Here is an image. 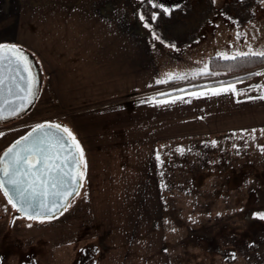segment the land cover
<instances>
[{
    "label": "crops",
    "instance_id": "0c3cea01",
    "mask_svg": "<svg viewBox=\"0 0 264 264\" xmlns=\"http://www.w3.org/2000/svg\"><path fill=\"white\" fill-rule=\"evenodd\" d=\"M183 1L157 0L169 9ZM140 2L0 0V44L17 45L30 59L41 86L36 102L48 98L70 110L66 125L87 163L83 186L72 204L40 228H51L57 244L53 223L67 213L68 245L82 242L77 233L91 232L100 245L93 258L97 264H153L154 229L163 226L155 156L166 143L200 142L238 154L250 147L251 134L264 132V78L258 76L264 68L248 79L215 78L167 95L148 91L175 77L170 69L182 64V56L170 62L163 52L182 53L200 40L162 43L141 21ZM180 74L176 78L188 76ZM229 85L234 92L211 94L210 89ZM173 97L183 99L160 103ZM10 143L2 142L0 153ZM10 207L7 202L6 214L0 217V264H26L27 256L17 254L19 247L9 250L15 245L8 236L10 223L4 220L13 211ZM17 225V231L26 234L25 223ZM29 234L25 239L36 238ZM66 254V264H76L71 263L75 256ZM85 260L75 258L81 264Z\"/></svg>",
    "mask_w": 264,
    "mask_h": 264
},
{
    "label": "rangeland",
    "instance_id": "374dc122",
    "mask_svg": "<svg viewBox=\"0 0 264 264\" xmlns=\"http://www.w3.org/2000/svg\"><path fill=\"white\" fill-rule=\"evenodd\" d=\"M212 1L214 7L211 13L204 20H201V15L199 21L195 20L199 12H209L208 0L191 1L193 14L188 23L200 26L193 33L196 41L199 39L200 42L182 53L171 49L168 53L163 52L170 62H177L182 56V64L175 63L170 75L177 73L176 76L160 88L156 85L148 88L154 95L201 86L199 83L210 79L233 76L211 70L209 62L212 57L232 58L237 53L264 52V2L253 7L252 21L237 26L221 12L224 5L233 0ZM149 2L158 4L157 0ZM165 36L176 43L185 39L183 35L177 38L169 32ZM166 56H163L164 59ZM180 73H187L188 76L176 78ZM207 75L213 77L204 79ZM258 76L263 79L264 70ZM263 83L261 92L264 93ZM40 87L38 85V91ZM68 111L49 102L48 98L35 101L20 117L0 121V144L12 142L37 124L60 123L67 127ZM251 135L254 140H251L250 147L238 154L237 151L210 149L208 144L187 141H171L157 151L159 159L157 155L155 158L163 201V226L154 229L153 264H264V220L259 218V214L264 213V132ZM76 196L69 199L70 204ZM7 202L0 189V217L6 214L3 210ZM10 209L13 210L12 207ZM63 212L65 209L61 214ZM67 215L65 213V217L63 215L62 219L53 223L58 228L52 234L58 237L57 244H54L52 229L40 228V225L58 216L31 220L19 218L14 211H9L4 220L10 223L8 236L15 244L10 245L9 250L19 247L22 251L17 254L27 256L26 264H39L40 260V264H59L58 259L66 264V252L79 259L86 256L84 264H97L93 258L100 245L92 238L91 232L83 236L77 233L82 242L78 239V242L68 245ZM18 222L25 223L26 234L21 235V230L17 231ZM29 233L36 238L32 241L25 239V236L30 237ZM138 249L145 250L144 246H138ZM32 255L39 258L38 261H29L28 256ZM75 258L71 263H78ZM78 264H81L80 261Z\"/></svg>",
    "mask_w": 264,
    "mask_h": 264
},
{
    "label": "snow or ice",
    "instance_id": "6c2138e0",
    "mask_svg": "<svg viewBox=\"0 0 264 264\" xmlns=\"http://www.w3.org/2000/svg\"><path fill=\"white\" fill-rule=\"evenodd\" d=\"M153 7L161 8L165 13L171 11L162 4H153ZM156 15L153 14V19ZM251 54L264 56V52ZM236 55L246 56L249 53ZM227 58L229 57L225 56V59ZM12 63L22 66L23 71L29 73L27 88L21 90L26 91L27 95L21 99L31 103L29 97L34 95L33 85L36 78L31 75L27 57L17 45L0 44V65L7 67ZM4 84V79L0 78V86ZM210 91L212 95H220L222 92H234L235 87L229 85ZM178 99L183 97H173L170 101L160 103H175ZM5 103L10 102L5 100ZM23 107V104L12 107L10 114H17ZM60 153L67 154L61 156ZM69 161L72 166H69ZM86 168L84 151L69 128L54 123L37 124L28 135L15 141L3 153V157H0V189H3L4 195L8 197V203L23 212L28 219H50L51 213L60 207L66 210L70 204L69 201V204L62 205L61 201H67L74 193L79 194L78 188L83 186L80 182L85 178ZM259 218L264 220V213L259 214Z\"/></svg>",
    "mask_w": 264,
    "mask_h": 264
},
{
    "label": "trees",
    "instance_id": "16d2710c",
    "mask_svg": "<svg viewBox=\"0 0 264 264\" xmlns=\"http://www.w3.org/2000/svg\"><path fill=\"white\" fill-rule=\"evenodd\" d=\"M141 1L142 2L138 10L140 18L143 17L141 21L144 26L148 25L147 28L150 29L162 43H176L175 40H169L168 37L165 36V33L167 35L168 32L177 38L183 35L187 41L185 43H192L194 41L195 38L193 33H195L199 25L195 24L193 26V24L188 23L193 14L192 8L190 7L192 0H184L177 7L170 9V13L163 12L161 8L153 7L154 3L149 2V0ZM263 2L264 0H233L228 4H225L221 9V12L228 21H234L237 26H241L246 22L252 21L253 7ZM213 7V1L208 0L209 12H199V15H197L195 20L199 21L201 15V20L207 18ZM154 13L157 14L155 19H153ZM27 59L29 61V65H32L30 64V59ZM209 68L214 71H223L227 75H233L229 78V81L248 79L255 76L259 69L264 68V56L249 54L246 56H235L234 58L232 57L227 59L218 56L212 57L209 62Z\"/></svg>",
    "mask_w": 264,
    "mask_h": 264
},
{
    "label": "water",
    "instance_id": "95a60500",
    "mask_svg": "<svg viewBox=\"0 0 264 264\" xmlns=\"http://www.w3.org/2000/svg\"><path fill=\"white\" fill-rule=\"evenodd\" d=\"M4 63L7 64V62H4ZM29 67L31 69V65H29ZM28 75H29V73L24 72L22 69V66L17 65L15 63H12L11 65H8L7 67L0 65V78H3L5 81V84L3 86H0V121L1 122L16 118V117L26 113L34 105V103L36 101L37 88L39 85L35 69H34V71L31 69V75L36 78V83L33 85L34 95L29 97L31 103H28V102L23 101L21 99V97L27 95L26 91H21V90L27 88ZM21 77H23V79H21ZM17 85L19 87H17ZM8 89H11V91L9 92ZM5 100L9 101L10 103H5ZM21 104L24 105L23 109L21 111H19L17 114L11 115L10 114L11 108L15 107L17 105H21ZM54 124H60V123H54ZM60 125H62V124H60ZM33 128H31L23 136L28 135V133H30ZM23 136H21V137H23ZM21 137L17 138L11 144H9L6 148H4L0 153V157H3V153L9 147H11L15 143V141L19 140ZM65 154H67V153H60L61 156L65 155ZM69 166H72L71 161H69ZM79 189H80V187L78 188V192H79ZM1 191L3 192V189H1ZM3 194H4V192H3ZM74 195H76V193H74L72 196H70L67 201H61V204L62 205L68 204L69 199L71 197H73ZM5 198L8 201V197L5 196ZM11 207H12V205H11ZM13 209L15 210V215L17 217L23 218V219H28L23 212L18 211L17 208H13ZM64 209H65L64 207H60L56 210V212L51 213L50 216L51 217L57 216ZM40 219H49V218H40ZM31 220H34V219H31Z\"/></svg>",
    "mask_w": 264,
    "mask_h": 264
}]
</instances>
